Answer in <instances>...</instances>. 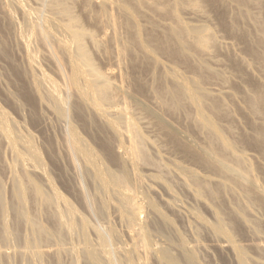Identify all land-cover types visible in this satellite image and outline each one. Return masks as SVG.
I'll return each instance as SVG.
<instances>
[{"label":"bare ground","instance_id":"1","mask_svg":"<svg viewBox=\"0 0 264 264\" xmlns=\"http://www.w3.org/2000/svg\"><path fill=\"white\" fill-rule=\"evenodd\" d=\"M6 1L9 0H4ZM232 1L239 9H245L249 1H254L253 3L261 6L260 10H263L264 0ZM10 3L16 9L15 12L18 11L22 17L21 24L18 25L17 30L16 27L12 30V35L15 37L16 49L19 48L25 56L26 67L16 63L13 52L1 33L0 56L9 62L12 73L21 80L19 95L29 106L39 107L40 110L41 107H45L53 113L55 118L63 122L61 137L56 138L59 140L62 153L53 154V158L56 160L64 158L71 170L73 181L71 184L67 182L69 190L87 215L104 220L109 219L110 213L113 212L121 226L125 228L126 240H122L123 232L122 234L118 232L117 228L108 223L109 221L105 222L104 226L90 224L86 214L80 213L68 199L56 191L49 173L42 166L39 148L35 146L31 136L25 132L24 134L18 132L17 124L0 107V140L7 145V149L10 148L14 157V163L9 165V169L13 176L11 208L16 220L15 227L10 228L4 218V213L10 206L5 201L0 181V238L6 241L12 237L22 241L24 246L22 250L17 249L18 251L2 252L0 250V256L9 258L19 255L27 258L28 262H25L27 264H80V260L85 264H151L152 260L157 261L158 264H201L198 262L195 249L193 250L195 246L191 244L188 246L183 234L176 232L177 228H174L173 219L164 214L165 211H161L162 208H159L157 201L156 203L144 195L143 189L147 186H144L141 180L139 166L149 167L151 170L153 168L157 170L156 167H159L160 171L155 170L156 174H151L152 170L150 176L156 184L166 189H169V185L164 174L172 173L173 179L174 172L170 173V169L173 168L185 184L183 186L186 187L189 184L190 194L205 205L207 198L217 201L218 198H223V194L227 193L228 196V192L233 191L237 192L240 198L242 196L245 198L246 202L243 199L245 204L264 211V185L263 182L259 183L260 178L255 176L256 167L250 160L248 161L252 164L246 161V155L240 154L243 151L238 149L237 152L238 140L230 139L228 137L230 135L226 136L222 127L223 123L218 121L219 118L226 117L228 110L226 103L219 99V96L218 98L213 96L214 92H209V88L207 87V90L205 87L206 81L221 80L222 76H226H221L219 72L223 70L213 68L214 66L209 64L205 56L219 44H216L217 37L208 25L189 23V20L185 21L186 18L183 19V15L181 16L183 9L193 13L194 16L196 13L203 15L207 7L219 9L216 0H13ZM28 4L31 6L28 7ZM7 6L9 7L8 3L3 7L2 13L5 15L10 31L15 26L14 22H17L13 18V8L9 9ZM247 11L245 9L244 14L249 19L250 12H253ZM147 12L164 17L168 20L167 23L165 22L167 25L160 27L152 21ZM151 17H153L152 14ZM87 20L89 24L90 22L93 24L94 28L99 29L101 34L90 26L87 27L85 25ZM3 21L6 22L4 18ZM229 21L228 29L246 40L247 34L239 32L236 21ZM257 24L260 25L261 32L258 31L262 36L253 40L254 44L250 46L247 44V49L259 61L263 69L261 72L264 74V26L262 21ZM9 42L11 44L13 41ZM214 53L211 52L209 55ZM95 55L103 56V59L107 58L106 60L112 61V64L118 68L128 57H133L140 64V69L149 68V77L151 76L153 81V83L150 81L152 83L150 92L159 107L152 106L153 100L150 102L151 105L144 100L143 93L148 88H145V83L135 79L134 89H130L127 83L131 79L125 77L127 74L123 75L121 70L116 71L110 66L105 70L102 69ZM161 55L167 56L173 62V66L171 67L172 63L169 62L170 67H163ZM38 57L46 62L51 73L45 72L40 69L41 67L37 68L38 65L34 66V61ZM209 58L212 59V56ZM180 62H184V67L190 70L191 75L187 76L184 73L187 70L183 71L184 74L182 69L180 71L177 66ZM165 67L168 70H164ZM235 68L241 72L237 65ZM212 81L215 82V80ZM260 87V84L255 85L252 90L249 89L250 93L248 91L246 96L242 95L245 97L248 112L257 115L258 119L261 118L259 121L261 125L254 129L256 134L254 145L257 144L263 149L261 151H264V88ZM6 97L11 101H19L17 100L19 96L15 99L14 93L12 95L8 92ZM188 107L194 112L193 122L205 134L203 143H196L195 139L189 138L191 136L188 133L185 135V132H181L182 130L176 127L177 125L174 126L175 124H171L164 117L166 112L185 111ZM136 111L149 117L167 137L172 147L179 149L201 168L211 173L209 178L207 175H199V172L196 173L190 166L185 167L181 162H173V166L169 168L164 163L162 165L161 161L152 158L147 145H151L152 148L154 145L152 146V142L142 132L143 129L141 130L140 126L142 122H139L137 118L141 114L136 117ZM81 130L92 139L95 146L88 143ZM227 130L231 134L235 133L229 127ZM17 166L19 170H16ZM160 166H163V171ZM212 174L219 179L211 180ZM171 191L169 190L168 194H171ZM29 203L37 207L38 210L35 209L37 213L28 210ZM171 203L173 202L167 203V206ZM243 206L231 208L225 214L219 212L216 207L208 206L213 216L212 222H207L197 212H193L195 216L193 218L208 227L214 238L219 239L216 246L221 251L230 252L236 264H258L260 261H257L258 259L256 260L254 256L252 258L257 262L249 259L251 255L247 254L250 251L246 250L247 246H242L241 243L239 245L236 239L234 240L236 234L234 235L233 232L239 228V225L243 224V227L251 225V218H246L248 215L246 216L245 212L251 210L250 212L253 213L252 209L250 207V210L248 208V211L247 209L245 211ZM146 211L152 213L155 221L157 220L154 228H150L149 223L142 217ZM42 216L48 221L47 224L42 222ZM20 224H24L25 230L27 229L23 234L19 229ZM254 225L251 226V229L255 228L253 232L256 230L259 233L258 231L263 229L261 223L257 222ZM123 227H120L121 230ZM89 230L93 231L95 239L90 238ZM169 231L172 234L175 233V241L170 238ZM163 233H166L164 235L166 242L163 243L165 245L156 243L155 239V242L153 241L156 235ZM73 237L78 238L79 241L77 245L68 244V247L66 240H72ZM47 243H52L53 246L50 247ZM260 243L261 245H258L259 242L256 243L257 248L264 252V243L262 244L261 241ZM45 244L49 247L44 248ZM64 255L69 257L68 262L63 260Z\"/></svg>","mask_w":264,"mask_h":264},{"label":"rangeland","instance_id":"2","mask_svg":"<svg viewBox=\"0 0 264 264\" xmlns=\"http://www.w3.org/2000/svg\"><path fill=\"white\" fill-rule=\"evenodd\" d=\"M11 1H13V0H9L8 2L7 1L4 2V0H2L0 3L2 5V6H0V9H1L0 15L1 16L3 15L2 17L0 16V22H1L0 33L3 36L4 40L6 41L7 45L10 46L11 51L13 52L12 53L13 58L16 61V63L20 64L21 66L26 67L25 56L19 50V48L16 49V46L14 45L15 44V42H14L15 37H14V35H12L13 34L12 30L15 29V27L17 30V28L19 27L18 25L21 24L20 22H22V17L18 11L15 12L16 9L10 3ZM216 1H217V6L219 9H215L214 7L213 8L207 7L205 12L203 13V15L201 14L202 16L200 15V13H196L194 16L193 13H189L187 10L184 11V9H183L181 11V16L183 15V17H182L183 19L186 18L185 21L189 20L188 21L189 23H193V24L196 23V24H202V25L204 23V25H208L209 27H211V30L215 34V37H217L216 38V44L217 43H219V44H217L216 45L217 47L213 51H211V52H213V53L215 52V53L213 55H209V54H211V52L208 54L209 57L212 56V59L207 57L208 55H205V56H206L209 64H212V66H214L213 68H215V69L217 68L219 71L223 70L222 72H219L221 74V76L222 75H226V76H222L221 80L220 79L219 80L218 79H210L208 82L207 81L205 82L206 86L205 85L204 86L206 87L207 90L209 88V90H208L209 92H211V91H212V93L214 92L213 96L215 95L217 98L219 96V99H221L223 102L226 103V104L225 103L224 104L227 107V108L226 107L225 108L228 109L226 111V113L228 115L226 114L225 115L226 117L219 118L220 120H218V121H219V123H221V122L223 123L222 127L224 128V130L226 132L225 133L226 136L230 135L231 137L228 136L230 139L232 138V139L238 140V142L236 143L238 145L237 146L238 147L237 152H238V149H240L239 151H241V152L243 151V153H240V154L243 156L246 155V157H247V158L245 157L246 161L250 160L253 164L250 161H248V162L251 163L254 167H256L258 169L257 170L258 174H256L257 173L256 168L254 169L255 176H256V178L259 177L260 180L259 179H257V180L260 181L259 183L263 182L262 184L264 185V178H263V176H264V151H261L263 149H261L257 144L254 145L255 144L254 139L256 138V134L254 133L255 132L254 129L255 128L257 129L258 126L261 125V123L259 122V121H261V118L258 119L259 117L257 118V115H252L251 112H248L249 110H247V107H246L245 97L243 96L246 94V92L248 93V91L250 93L251 92L250 90H252V87L255 85L259 86V84H260V86H261L260 88L261 89L264 88V78H263L264 74H263V72H261V71H263L262 66L259 63V61H257L254 58V55L251 53V51H249L247 49V44H248V46H250V44H254L253 40L255 41L256 39H259L262 36V34L259 33L260 25H258L257 22L259 23L262 21V25L264 26V23H263L264 22V19H263L264 18V12H263L264 11V2H263V6H262L263 10H260L261 6H258L256 3H253L254 1L253 2L249 1L250 3L248 2L245 5L246 10L253 12V13L250 12V14H249L250 18L248 19V17L246 18L245 14H244L245 9L240 8L241 9V11H240L239 7H236L237 5L234 1H232V0H219V1L216 0ZM222 1H223V3H222ZM7 3L9 5V7L7 6L9 9L13 8L12 10H14V11H12V10L11 11L14 15L13 14L12 15L14 16L13 18H15L14 21L16 20V22H17V23L14 22L15 26L10 31L8 30L9 27H7L8 24H7V20L5 18V15H4V13H2V9L5 6V4L7 5ZM31 5L34 6L33 3H31ZM31 5L28 4V7H30ZM256 5H257V7H255ZM220 11H222L223 13H221ZM187 12L189 13V15ZM147 13H149L148 15L150 16L152 21L154 23L158 24L160 27H165V25H167L166 23L168 22V20L165 19L164 17H160L157 14L154 15L153 13H151L153 16V17H151L150 12H147ZM242 13H243V15H240ZM254 13L256 14L255 16L253 15ZM258 13H260V14L257 17ZM238 15L242 16L243 20ZM260 15H262V16H260ZM251 16H253V17H251ZM230 17H232V18H230ZM259 17H261L263 20L260 19ZM3 18L6 22L3 21ZM258 19H260V21H258ZM229 20H235L236 21L239 32H242V33L244 32L245 34H247L246 40L243 39L242 37H239L238 35L234 34V32H232L228 29V25L230 22ZM160 21H162V22H160ZM2 23H4L3 25H5L4 27H6V29L3 27ZM255 24H257L256 25L257 27L255 26ZM85 25H87V27L90 26V28L96 30V32L98 34H101V31L99 29H98L99 30L98 31L97 28H94V26H92L93 24L91 22L89 24L88 20L85 23ZM246 29H247V31H245ZM5 37H6V39H5ZM7 37H10V38L7 39ZM9 41H13V42H11L12 46H11ZM254 46L255 45H253V48H254ZM161 56H160V59L165 63V65H164V63L162 61H160V62H162L161 64L163 67L169 66L171 63H172L171 67L173 66V62H171V60L167 56L166 57L168 59L165 57V55H163L162 57ZM95 57H96L95 58L96 61L98 62V65L102 69L105 70V69L109 68V66H110L111 68H113L116 71H117V69L121 70L120 72L123 73V75L127 74V76H125V77H127V79H131L130 81L128 80L129 83H127L129 85L130 89H132V88L134 89V80L135 79L136 80L140 79V81L145 83V85L144 84L143 85L145 86V88L146 87H148V88H146L144 90L145 94L143 93V97H144V100L147 101L148 104H150V102L153 100L152 94L150 92V86L152 85L153 81H152L151 76L149 77V75H150L149 68L142 67V69H140L141 68L140 64L138 62H136L133 57L127 56L128 58H125L124 61H122L120 68H118L117 66L112 64V61L106 60L107 58L105 59V57H104V59H103V56L100 57V55H95ZM241 59H243V60H241ZM5 60L6 59H4L3 57L0 56V107L2 108V110L4 112H6L8 117L10 119H12V121H14V123L17 124L16 127L18 128L17 129L18 132L20 131L21 134H24V132H25L26 134H29L31 136L33 143L35 144V146L37 148H39L41 160H42V164H43L42 166L47 171V173H49V176L51 177V179L53 181L54 188L56 189V191H58L62 196H64L66 199H68L78 209V211L80 213L85 215L86 213L81 208L77 199H75V196L71 193V191L68 188L67 182H70V184H71L73 181V177L71 174L72 172L69 169V167L67 166L65 159L64 158H58L59 160L58 159L56 160L53 158V154L60 153L62 151L61 146H59V140H57V139H60V137H61V130H62L63 122H60L57 118H55L53 113L50 112L47 108L41 107L42 108L41 110L39 107L33 108L22 100V98L20 97L19 92H18L21 80H20V78H18L16 75H14L12 73L11 66H10L9 62L7 60H6L7 61L6 62ZM36 61H37V63H36ZM240 61H242V62H240ZM169 62H171V63H169ZM243 62L245 63V65L243 64ZM247 62H249V63H247ZM239 64H240V66H239ZM46 65H47L46 62L41 57L36 58V60L34 61L35 67L36 66H37V68L41 67L40 69L44 70L47 73H51L50 68L47 67L48 65L47 66ZM101 65L103 67L104 66L105 67L103 68ZM235 65H237L240 68L241 72L237 71V69L235 68ZM177 66L179 67L180 71L182 69V73L184 70H187L184 73H186L187 76L191 75L190 70L187 67H184L185 66L184 62H180L179 64H177ZM169 67H167V68H169ZM260 67H261V69H260ZM160 69L162 70V68H160ZM160 69H159V71L163 72ZM164 70H168V69H166V67H165ZM242 70H244V71H242ZM223 72H224V74H223ZM225 72H226V74H225ZM242 72H244L246 74V76ZM238 73H240V74H238ZM241 74L244 75V77ZM128 75H130V76L128 77ZM224 77H227V78H224ZM227 79H228L229 83L227 82ZM211 80H215V82L214 81L211 82ZM150 81H152V83ZM219 81L222 83H220ZM131 82H133V84ZM224 82H226V83H224ZM243 90H244V93H243ZM5 91H7L6 92L7 94L4 93ZM8 92H10V94L12 93V95L14 93V96H16L15 99H17V97L19 96L20 99L18 97L17 100H19V101L21 100V101L20 102L16 101V100L11 101L10 99H8V97H6L8 95ZM17 93H18V95H17ZM146 93H147V95H146ZM233 93H234V95H233ZM149 94H150V96H148ZM223 95H224V97H222ZM243 97H244V99H243ZM154 101H155V99L153 100V102H151L152 106L154 105V106H156V108L159 107L157 105V103H155L156 101L155 102ZM185 109H183L185 111L174 110L171 112H166L167 114L165 113L164 117L171 124H173V125L175 124L174 126L177 125L176 127H178V129L180 131L182 130L181 132H185L184 133L185 135H187V133H188V135L191 136L189 138H192V140L195 139L194 141L196 143L197 142L203 143L205 140V138H203L205 136V134L193 122V114H194L193 110H191V108H189V107L185 108ZM229 111H230V113H229ZM136 112H135V114H137V115H135L136 117L139 114H141L140 112H137V113ZM36 113H38V114H36ZM141 115H139L140 117H137L138 120H140L139 122H142V123H140L141 130L143 129L142 132L145 133V134L144 133L143 134L146 135L149 138V140L152 142V146L153 145L155 146V148L153 146V148H154L153 149L151 147V145H147L148 151L150 152L152 158H155L156 161H159V162L161 161L162 165L164 163V165L166 164V166H168L169 168H171V165L173 162H178V163L181 162V164L184 165L185 167L190 166L193 171H195L196 173L199 172L198 173L199 175H201V174H202V176L207 175L209 178L211 173H208L205 169L201 168V166L199 164H197L196 162L191 160L190 157H188L186 154H183L179 149H177V148L175 149V147H172L171 144L169 143V141H167L168 140V139H166L167 137L162 132H160V130L155 126V124L152 122V120L149 117H146V115H144V114H143L144 115V117H143L144 119H143L142 118L143 115L142 116ZM145 118H147L148 121ZM226 118H228V119H226ZM142 119L145 123H147V122L148 123L143 124L144 122L142 121ZM148 124H149V126H148ZM224 124L227 125V128H226V125H224ZM228 127L231 128L232 129L231 131H234L235 133L231 134V132L227 130ZM81 133L84 134L83 136L86 138L88 143L95 146L92 139L89 136H87L85 132H83L81 130ZM238 135L239 136L241 135V136L239 137ZM235 136L239 137V138H236ZM241 137L243 138V140ZM57 141H58V143H57ZM2 142L3 141L0 140V159H1L0 160V178H1L0 181H1V185H2L3 196L5 198V201L10 206V208H8L6 210V212L4 213V218L7 221L9 227L14 228L15 227L14 225H16V223H15L16 220L14 218V215L12 213L13 211L11 208V203H12L11 188H12V177L13 176H11L12 172L9 169V167H10L9 165H13V163H14V157L12 155L10 148L8 147V149H7V145L4 142L3 143ZM52 142H54V144ZM242 142H244V143H242ZM50 143H52V145H50ZM57 148H58V150H56ZM62 162H63V164H62ZM170 162H171V164H170ZM162 167L163 166H160V169L163 171L164 168H162ZM156 168H157V170L155 168H153L152 169L153 171H152L149 167L147 168L145 166L144 167L139 166L138 170L140 172L139 171L138 172L140 175H142L141 180L144 183V186H147L145 188L143 187L144 189L142 188L144 191L143 193L148 199H153L155 202L157 201L158 202L157 205L160 206L159 208H162L161 211L162 212L165 211L164 214L171 217V220L173 219V223H175L174 228L175 229L177 228L176 232L180 233V235L183 234L184 237L183 236L182 237L185 239V242H187L186 244L187 245L189 244L188 246H190V244L195 246V247H193V246H191V247H193V250L195 249L194 252L197 256L198 262L201 264H234V263L236 264L235 259L230 252L221 251L216 246L219 239L217 238V240H216L214 238V236L211 234V231H209L208 227H205V225L198 223L197 219L193 218V217H195V216H193L194 215L193 212H197L200 215H202L207 222L208 221L212 222L213 216H212L210 210L208 209V206L216 207L219 212H221L222 214H225L228 211H230L231 208H238L239 206L240 207L243 206L245 204L244 202H246L245 198L242 195H241L242 197L240 198V196L237 192L235 193V192L231 191V192H233V193H231L229 191L228 196H227V193L225 192L226 194H223V198L220 197L217 199V201L210 199V198H207L206 199L207 204L205 205V203L199 201L198 199H195V197L190 194V191L188 189L189 184L186 186L187 187V191H186V187L183 186L185 184L181 181V179L178 177V175H176L177 173L173 170V168L170 169L171 170L170 173L174 172L173 179L171 176L172 173L170 175L169 174L167 175V173H169V172L164 174L166 182L169 185V189H166V188L160 186L159 184H156L152 180L153 177L150 176L151 174H154V173L156 174V172L160 171L159 167H156ZM187 168L190 169L189 167H187ZM17 169L19 170L18 166L16 167V170ZM194 169H197V170H194ZM155 170H156V172H155ZM150 171H152V173ZM204 173H207V174H204ZM217 177L218 176L212 174L210 179L213 181L215 179L218 180L219 177L218 178ZM177 180L179 182H177ZM149 187H152V188H149ZM167 190L168 191L172 190L171 191L172 193L168 194L169 192ZM234 193H235V195H234ZM230 194H231V196H230ZM236 196H238V198H240V199L238 200V198H236ZM243 199H244V202H243ZM235 200H236V202H235ZM237 200L239 201V205H238ZM167 201H169V202H167ZM170 201L174 203V204L171 203V205L173 204V206H171L170 204H168V206H167V203H170ZM169 205H170V207H169ZM231 205H232V207H231ZM250 207H251L253 213L250 212L251 211ZM252 207H254V206H251L248 204H245L242 207V208H245V211H246V209L248 211V208H249L250 211L245 212V215L246 216L248 215L246 218H249V217L251 218V221L249 220L250 218L248 219L250 221L251 225H249L250 223L248 224L250 227H248L246 225L247 230H246V226L243 227V224L239 225V228L233 232L234 235L236 234L234 237V240L236 239L235 240L236 243H238V244L241 243L242 246H247L246 250H248V251L250 250L247 254L251 255L250 257L248 256L249 259L251 258V260H253V258L255 257L256 260L258 259L257 261H260V262H258V264H264L263 263L264 261H262V260H264V252L261 249L257 248L258 242H259L258 245H261L260 241L262 242V244L264 243V232H263L264 231L263 230L264 229V211L261 209H254ZM28 208H29L28 210H30L31 212L37 213L36 210H38V209L34 204L29 203ZM255 208H258V207H255ZM146 212H149V211H146ZM145 213H144V215L142 214V217L145 218V220L149 223L150 228H154L157 220L155 221V218H154L152 213L149 212L150 214H152V216L149 213H147L148 215ZM191 213H193V214H191ZM146 215H147V217H146ZM86 217L88 218L90 224H92V225L100 224V225L104 226V225H106L105 222L109 221L108 223H110V225L112 227H114L115 229L117 228L116 230H118V232H120L121 234L123 232V234H122L123 239L122 240L123 241L126 240L125 234H124L125 228L123 226H121V224L116 219V216L113 212H112V214L110 213L109 219L107 218L108 220L106 218L104 220H102L100 218H97V217H94L91 215H87V214H86ZM149 217H150V219H148ZM41 219L43 220V221L41 220L42 222H44V223L46 222V224L48 223V221L46 220V218L44 216H42ZM253 219L254 220L258 219V220L254 221ZM259 219L262 221H260ZM252 220H253V222H252ZM257 222L261 223L263 226L262 227L263 229H261L262 231L261 230H260L261 232L258 231L259 233H257L256 230H254L255 232H253V229H255V228H253L255 226L254 224ZM150 223H151V225H150ZM252 225H254L252 227L253 229H251ZM120 227H123L122 230ZM25 228H26V226L24 224L19 225V229H20V232H22V234L27 231V229L25 230ZM248 228H249V230H248ZM92 233H93V231L89 230L88 234L90 235V238L95 239V238H93L94 234H92ZM255 233L259 236L257 237V235H255ZM165 234L163 233L160 235H156L153 238V241L155 242V240H156V243L159 242L158 244L165 243L166 242L165 237H164ZM170 234H169L171 236L170 238H172V240L175 241L176 240L175 233L172 234V232H170ZM75 237L72 238L73 241L71 239L70 240L67 239L66 240L67 245L68 244L70 245L73 243L76 244L79 240H78V238H75ZM4 241H5L4 239L0 238V250H2V252L8 251V250L9 251H12V250L18 251V250H22L21 248L24 247L22 241H19L17 239L12 238V237L8 238L5 242ZM252 241L255 243H253ZM47 244H49L50 247L53 246L52 243H47ZM47 244H45L46 246L44 245V248L49 247ZM255 244H256V246H255ZM69 245H68V247H69ZM163 245H165V244H163ZM251 245H252V247H251ZM257 250H260V251H257ZM259 252L260 253L263 252V253L260 254ZM14 256L15 255L10 256L9 258L0 256V264H9V263L10 264H22L23 262H24L23 264H27V263H25V262H28L27 258H25V257L23 258L22 256L20 257L19 255L18 256L16 255L15 257ZM63 258H64L63 259L64 261H66V262L69 261L68 256L65 257V255H64ZM257 261H254V262H257ZM156 263L158 264V262L155 260L151 261V264H156ZM80 264H85V263H84V261L80 260Z\"/></svg>","mask_w":264,"mask_h":264}]
</instances>
